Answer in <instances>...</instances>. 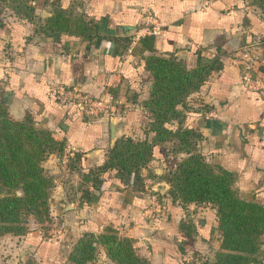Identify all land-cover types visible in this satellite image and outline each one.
<instances>
[{
  "label": "crops",
  "instance_id": "1",
  "mask_svg": "<svg viewBox=\"0 0 264 264\" xmlns=\"http://www.w3.org/2000/svg\"><path fill=\"white\" fill-rule=\"evenodd\" d=\"M30 4L41 17L58 5L96 23V36L90 41L39 33L0 5V98L7 97L11 118L29 113L36 126L47 128L63 144L61 152L49 154L42 163L53 183L50 204L61 211L63 256L81 234L110 226L131 238L135 252L149 264L210 257L220 240L214 210L169 202L168 184L159 177L185 156L171 152V141L154 146L151 160L140 170V183L122 181L114 170H107L99 176L96 190L81 184V173L101 165L116 138L152 136L145 133L148 112L142 106L150 86L144 57L174 55L192 68L200 52L216 56L220 67L187 96L181 125L201 135L197 147L205 161L233 173L239 197L264 204V90L245 92L239 84V72L246 66L264 73V20L258 10L247 0H32ZM145 13L158 17L162 31L132 41ZM56 84L75 85L93 97L115 101L114 116L90 117L59 104L47 91ZM67 150L73 155L65 169L59 158ZM145 177L150 184L144 183ZM83 188L94 198L82 200ZM147 188L158 205L154 218L149 217L148 209L155 207ZM182 222L192 226V235L181 230ZM13 238L0 236V264H22L15 247H10ZM17 238V249H28L43 262L60 250L37 229ZM97 252L99 264H113L101 247ZM260 260L264 264V235Z\"/></svg>",
  "mask_w": 264,
  "mask_h": 264
},
{
  "label": "trees",
  "instance_id": "2",
  "mask_svg": "<svg viewBox=\"0 0 264 264\" xmlns=\"http://www.w3.org/2000/svg\"><path fill=\"white\" fill-rule=\"evenodd\" d=\"M31 1L0 0V5L31 23L34 32L79 36L88 41L96 36V23L92 19L58 5L50 9L48 16L41 17L35 14ZM247 1L264 20V0ZM261 53L264 59V41ZM219 67L216 56L206 57L200 52L196 53L192 68H187L174 55L151 53L144 57L150 86L142 106L148 112L145 133L151 132L152 136L142 140L129 136L116 138L107 148L103 163L81 173V184L99 189V176L107 170H114L122 181L132 179L140 183V170L151 160L154 146L171 141V152L185 156L159 176L168 184L166 196L169 202L181 206L193 203L213 209L220 239L210 257L182 263L261 264L264 204L239 197L233 189V173L205 161L197 147L201 135L181 125L187 96L198 90L210 72ZM62 148L63 144L54 139L47 128L34 124L29 113L19 119L11 118L0 98V236L25 234L29 216L37 222L47 218L52 179L42 168V162ZM93 198L87 188L82 189V200ZM180 228L186 236L194 233L186 222H182ZM97 247L103 249L113 264H149L135 252L131 238L118 235L110 226L98 233L81 234L69 247L65 261L91 264ZM23 264L34 263L28 259Z\"/></svg>",
  "mask_w": 264,
  "mask_h": 264
},
{
  "label": "built area",
  "instance_id": "3",
  "mask_svg": "<svg viewBox=\"0 0 264 264\" xmlns=\"http://www.w3.org/2000/svg\"><path fill=\"white\" fill-rule=\"evenodd\" d=\"M162 31V27L158 17L154 13H145L140 17L139 25L132 35V41L142 36H158ZM250 66H246L239 72V84L243 91L252 92L264 90V73L257 74L251 70ZM52 98L61 105L69 106L77 112L90 117H113L116 111V102L111 99L93 97L88 92L82 90L78 86H64L62 84L50 85L47 90ZM72 152L65 151L59 158V162L66 169L68 160L72 157ZM146 185L150 184L148 178H144ZM146 193L155 210L148 209L151 214L158 212L155 195L146 189Z\"/></svg>",
  "mask_w": 264,
  "mask_h": 264
},
{
  "label": "rangeland",
  "instance_id": "4",
  "mask_svg": "<svg viewBox=\"0 0 264 264\" xmlns=\"http://www.w3.org/2000/svg\"><path fill=\"white\" fill-rule=\"evenodd\" d=\"M42 168H43V166H42ZM52 185H53V183H52ZM50 192H51V189H50ZM49 198L50 197H48V216H47V218L42 222H37L32 217L29 216L27 218L26 225H25L27 228L25 234L13 235L14 236L13 242H12L13 246H10V247L11 248L15 247V250L17 252V254H15V255L21 256V260H22L21 263L22 264L25 260H28V259L31 260L34 264H67L65 259H64L65 256H63L64 255V253H63V226H62L63 220L60 218L61 217V215H60L61 211L59 212V211L53 210L52 205L50 204ZM156 214H157V212L149 215V217L154 218L155 216H157ZM31 229H37L43 237L44 236L48 237L47 240H49L50 243H55L56 246L60 247V250H59V248H57V250L56 249L54 250V252L57 253L56 256H53L51 259H48L45 262H43L40 260V258H38L37 255L34 256V253L30 250L24 249L23 247L20 249H17L16 245L18 244V241L20 239L17 237L25 236ZM15 237H16V239H15ZM5 244H8V243H5ZM9 256H10V254H9ZM97 257H98V252H96V255H95L94 259L91 261V264H99L97 262ZM199 259L202 260L204 258H199ZM190 261H195V260L194 259L189 260L188 262H190Z\"/></svg>",
  "mask_w": 264,
  "mask_h": 264
},
{
  "label": "water",
  "instance_id": "5",
  "mask_svg": "<svg viewBox=\"0 0 264 264\" xmlns=\"http://www.w3.org/2000/svg\"><path fill=\"white\" fill-rule=\"evenodd\" d=\"M2 102L5 104L7 103V97L6 96H4L2 98ZM109 130H110V137L113 140V138H114V123L112 120L110 121V124H109Z\"/></svg>",
  "mask_w": 264,
  "mask_h": 264
}]
</instances>
